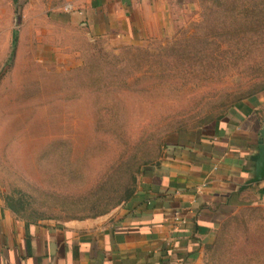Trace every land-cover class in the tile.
Masks as SVG:
<instances>
[{"label": "rangeland", "instance_id": "rangeland-1", "mask_svg": "<svg viewBox=\"0 0 264 264\" xmlns=\"http://www.w3.org/2000/svg\"><path fill=\"white\" fill-rule=\"evenodd\" d=\"M196 1L194 19L181 0L164 35L131 45L75 24L62 0L50 9L44 0H0L3 195H23L27 216L68 218L60 207L70 200L63 197L88 201L119 166L136 172L157 159L171 133L203 125L262 89L264 28L217 38L221 53L213 43L208 72L150 68L160 46L195 30L211 2ZM127 47L146 53L130 57ZM255 187L243 196L249 205L229 215L211 244L213 264H264V194Z\"/></svg>", "mask_w": 264, "mask_h": 264}, {"label": "crops", "instance_id": "crops-1", "mask_svg": "<svg viewBox=\"0 0 264 264\" xmlns=\"http://www.w3.org/2000/svg\"><path fill=\"white\" fill-rule=\"evenodd\" d=\"M44 1L50 9L54 0ZM182 1L187 16H198L196 0ZM179 2L62 0L75 24L131 45L164 35ZM263 119L258 91L203 125L171 133L136 174L131 196L94 216H27L0 191V264H213L210 246L222 224L249 205L246 192L264 189V179L244 187Z\"/></svg>", "mask_w": 264, "mask_h": 264}, {"label": "trees", "instance_id": "trees-1", "mask_svg": "<svg viewBox=\"0 0 264 264\" xmlns=\"http://www.w3.org/2000/svg\"><path fill=\"white\" fill-rule=\"evenodd\" d=\"M210 1V3L204 5L201 13V21L195 25V30L192 33L189 35L183 34L179 38H174L166 45L160 46V51L158 53L153 54L156 58V60L154 59V64L152 65L151 62L150 65L153 71L161 70L160 72L158 71L159 74L165 72V69L162 68L164 64L169 68H174L179 64L180 70L186 72H195L196 69L208 70L210 64L209 52L213 43L216 44L214 50L221 53L222 42L221 39L218 41L217 38L234 40L241 35L255 33L261 28H264V0ZM18 9L19 6H17L16 10L18 11ZM16 41L17 36L16 32H14L12 38L13 50ZM213 41H217V43ZM124 50L125 53H129L130 57H142L146 53L145 50L140 48H135V52H130L131 48L128 47L124 48ZM124 65L127 66V63L125 62ZM142 68L143 64L141 67L137 68V70ZM260 91H264V85ZM255 93L256 92L248 93L239 100H236L232 105ZM148 163L147 161L139 167H136V172L133 170V165H129L128 163L119 166L114 177L112 176L113 179L110 177L105 182L101 183L88 201H75L72 199L73 197H63L62 199L65 201L67 199L70 201H68L67 204L64 202L60 208L65 213L68 211L72 214L68 217L94 216L108 211L114 205L119 204L122 200L131 196L136 182V174L140 171L142 166ZM116 176H118V178H116ZM112 182L114 185L110 192L109 190L111 189L110 186ZM259 193L264 194V189H261ZM76 199L78 200V198ZM8 200L15 211L23 212L25 210V204L27 203L23 195H20L19 198L16 199L9 196ZM37 216L43 217V215L38 214Z\"/></svg>", "mask_w": 264, "mask_h": 264}, {"label": "water", "instance_id": "water-1", "mask_svg": "<svg viewBox=\"0 0 264 264\" xmlns=\"http://www.w3.org/2000/svg\"><path fill=\"white\" fill-rule=\"evenodd\" d=\"M250 159L252 161L253 173L245 183L244 187H247L252 183L260 182L264 179V119L259 131L257 151L251 156Z\"/></svg>", "mask_w": 264, "mask_h": 264}, {"label": "built area", "instance_id": "built-area-1", "mask_svg": "<svg viewBox=\"0 0 264 264\" xmlns=\"http://www.w3.org/2000/svg\"><path fill=\"white\" fill-rule=\"evenodd\" d=\"M65 8H66L67 10H69L70 7H69V6H66ZM177 214H178V213H177ZM175 219H177V220H182V219H180V217H179L178 215H176ZM182 221H184V220H182Z\"/></svg>", "mask_w": 264, "mask_h": 264}]
</instances>
